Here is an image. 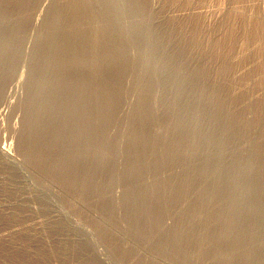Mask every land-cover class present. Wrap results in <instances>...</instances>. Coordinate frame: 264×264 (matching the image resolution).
Listing matches in <instances>:
<instances>
[{"label": "rangeland", "instance_id": "1", "mask_svg": "<svg viewBox=\"0 0 264 264\" xmlns=\"http://www.w3.org/2000/svg\"><path fill=\"white\" fill-rule=\"evenodd\" d=\"M78 3L0 0V264H264V0Z\"/></svg>", "mask_w": 264, "mask_h": 264}, {"label": "bare ground", "instance_id": "2", "mask_svg": "<svg viewBox=\"0 0 264 264\" xmlns=\"http://www.w3.org/2000/svg\"><path fill=\"white\" fill-rule=\"evenodd\" d=\"M21 1V0H20ZM88 0H78V4H77V8L80 6H82V5H85L86 4V2H87ZM93 2V1H92ZM95 2V1H94ZM75 4V3H74ZM86 6V5H85ZM63 8V7H62ZM70 9V8H69ZM76 9V8H75ZM75 12H76V10H75ZM75 15V14H74ZM76 23V22H75ZM94 43V42H93ZM94 46V45H93ZM108 53V52H107ZM95 63V62H94ZM89 65V64H88ZM82 68V67H81ZM172 126V125H171ZM169 130V129H168ZM156 143V142H155ZM41 158V157H40ZM39 161V160H38ZM56 174V173H55ZM225 236V235H224ZM221 240V239H220ZM226 264V263H225ZM231 264V263H230Z\"/></svg>", "mask_w": 264, "mask_h": 264}]
</instances>
